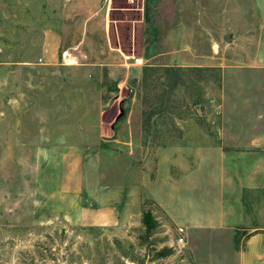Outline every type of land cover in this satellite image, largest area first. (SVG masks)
I'll list each match as a JSON object with an SVG mask.
<instances>
[{
    "label": "rangeland",
    "instance_id": "374dc122",
    "mask_svg": "<svg viewBox=\"0 0 264 264\" xmlns=\"http://www.w3.org/2000/svg\"><path fill=\"white\" fill-rule=\"evenodd\" d=\"M261 36L264 0H0V264H264V188L243 193L249 234L179 230L148 199L124 215L135 155L106 138H127L107 123L129 108L148 146L214 133L221 65Z\"/></svg>",
    "mask_w": 264,
    "mask_h": 264
},
{
    "label": "crops",
    "instance_id": "0c3cea01",
    "mask_svg": "<svg viewBox=\"0 0 264 264\" xmlns=\"http://www.w3.org/2000/svg\"><path fill=\"white\" fill-rule=\"evenodd\" d=\"M100 9L92 10L93 14ZM256 48L253 57L240 58L236 67L220 64V113L214 133L198 127L176 142L156 140L148 146L132 133L137 122L131 120V108L126 120L120 119L121 110L107 123L112 130H128L126 139L117 131L106 138L127 144L128 153L135 155L127 184L121 179L112 189L113 201L121 204L124 215L139 210L141 201L148 199L179 230L253 233L254 227L240 228L244 223L241 200L245 191L253 194L264 188V36ZM124 56L120 66H139ZM101 192V198L108 201L106 191ZM262 234L256 232L250 238Z\"/></svg>",
    "mask_w": 264,
    "mask_h": 264
},
{
    "label": "trees",
    "instance_id": "16d2710c",
    "mask_svg": "<svg viewBox=\"0 0 264 264\" xmlns=\"http://www.w3.org/2000/svg\"><path fill=\"white\" fill-rule=\"evenodd\" d=\"M141 220L142 224L145 227V235L152 234V231L156 228V220L152 216V213L150 210L142 212L141 214ZM172 252L171 248L164 247L159 250V255L161 256H167Z\"/></svg>",
    "mask_w": 264,
    "mask_h": 264
},
{
    "label": "built area",
    "instance_id": "2783aa9c",
    "mask_svg": "<svg viewBox=\"0 0 264 264\" xmlns=\"http://www.w3.org/2000/svg\"><path fill=\"white\" fill-rule=\"evenodd\" d=\"M124 59L125 60H130L132 59V62L135 64V65H142L144 62H143V58L142 57H139V56H134V55H125L124 56ZM179 240H182L181 238Z\"/></svg>",
    "mask_w": 264,
    "mask_h": 264
},
{
    "label": "water",
    "instance_id": "95a60500",
    "mask_svg": "<svg viewBox=\"0 0 264 264\" xmlns=\"http://www.w3.org/2000/svg\"><path fill=\"white\" fill-rule=\"evenodd\" d=\"M225 40H226V41H231V40H232V38H231V37H229V36H225Z\"/></svg>",
    "mask_w": 264,
    "mask_h": 264
}]
</instances>
